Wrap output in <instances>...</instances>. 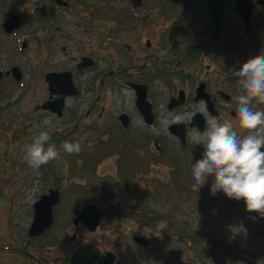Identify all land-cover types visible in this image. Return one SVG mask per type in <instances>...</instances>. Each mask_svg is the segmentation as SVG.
<instances>
[{
  "label": "flooded vegetation",
  "instance_id": "af4514ba",
  "mask_svg": "<svg viewBox=\"0 0 264 264\" xmlns=\"http://www.w3.org/2000/svg\"><path fill=\"white\" fill-rule=\"evenodd\" d=\"M13 1L8 14L4 10L8 0H0V29L5 37H17L31 17L36 33L49 37L38 41L46 99L36 112L57 126L62 123L55 130L63 139L94 134L98 138L94 144L107 150L115 133V144L120 136L142 141L151 157H162L168 144L175 142L191 167L193 151H204L203 137L198 140L197 133L205 130L206 118L229 122L241 132L235 124L234 97L243 94V89L233 71L264 54V5H258L259 0ZM219 22L221 30H217ZM239 42L253 51L236 47ZM44 48L50 49L49 54ZM235 59L242 61L234 67ZM46 61L52 64L49 71ZM48 76H53L51 83ZM64 97L70 98L68 105ZM46 105L54 112L43 110ZM255 107L264 110L262 104ZM171 112L189 115L173 124L168 118ZM86 171L90 172L87 163ZM94 174L97 181L106 177L99 174V168ZM90 182L87 175L85 180L70 181L72 189L66 195L60 190V200L53 206L49 232L40 238L28 236L8 251L16 252L24 264H151L150 257L137 260L135 253L133 260L127 253L131 232L137 247H149L152 235L134 230V224L151 222L130 216L121 200L103 195L100 188L90 194ZM117 211L128 214L125 224L115 218ZM48 234L49 242L42 244ZM137 235L149 244L138 245Z\"/></svg>",
  "mask_w": 264,
  "mask_h": 264
},
{
  "label": "rangeland",
  "instance_id": "374dc122",
  "mask_svg": "<svg viewBox=\"0 0 264 264\" xmlns=\"http://www.w3.org/2000/svg\"><path fill=\"white\" fill-rule=\"evenodd\" d=\"M14 2L8 0L4 8L8 14L13 11ZM30 15L33 17L32 12ZM154 18L159 19L156 15ZM261 19L263 26L264 16ZM35 27L28 17L17 37H5L0 29V264H23L17 254H4L5 246H15L27 239L33 206L40 197L48 194L51 187L66 195L72 189L68 186L70 181L85 180V175L93 180L87 187L90 194H97L100 188L103 195H115L130 216H137L135 219H169L179 227L178 233L169 236L165 222L155 223L161 234L155 232L151 223L134 224V230L153 237L149 247L140 248L129 233L127 253L133 257L136 253L137 260L150 257L151 264H264V217L249 213L243 200H230L223 192L211 195L212 178L202 188L195 185L189 162L182 159L175 142L168 144L162 157H151L142 141L120 136L115 144V133L114 143L104 150L94 144L97 135L67 140L54 132L62 123L57 126L49 120L50 128L40 127L45 119H41L36 108L46 99V87L41 78L44 67H39L44 58L39 55L38 41L46 42L49 37L36 33ZM238 46L243 51H253L245 43L239 42ZM43 51L49 54L50 49ZM241 61L235 59L234 67ZM46 62L45 70L49 71L52 64ZM13 69L18 70L11 73ZM18 76L20 83L15 80ZM42 130L50 131L58 148L63 141H80L82 151L72 155L61 153L60 160L38 169L29 167L24 157L25 146ZM78 163L84 165L75 166ZM86 163L90 172H85ZM98 168L105 179L97 181L93 176ZM127 217L121 211L115 215L124 224ZM46 242L49 234L42 244Z\"/></svg>",
  "mask_w": 264,
  "mask_h": 264
},
{
  "label": "clouds",
  "instance_id": "9594fccd",
  "mask_svg": "<svg viewBox=\"0 0 264 264\" xmlns=\"http://www.w3.org/2000/svg\"><path fill=\"white\" fill-rule=\"evenodd\" d=\"M243 94L234 97L237 104L238 133L229 122H219L216 117L206 118V128L197 133L203 137V154L192 163L191 174L200 188L208 183L210 194L223 192L230 200H243L249 213L264 217V54L250 58L239 71H233ZM65 104L70 98L64 97ZM189 114L168 113L171 123H182ZM52 126L47 119L40 127ZM82 151L80 141H63L59 148L52 142L50 131L42 130L25 146L24 157L29 167L38 169L61 159V153L69 155ZM193 159L195 157L193 156Z\"/></svg>",
  "mask_w": 264,
  "mask_h": 264
},
{
  "label": "water",
  "instance_id": "95a60500",
  "mask_svg": "<svg viewBox=\"0 0 264 264\" xmlns=\"http://www.w3.org/2000/svg\"><path fill=\"white\" fill-rule=\"evenodd\" d=\"M175 1L177 3L185 2L183 0L182 1L175 0ZM258 5H264V0H259ZM252 7H253V4L250 3V5H249L250 14L252 12ZM250 14L247 16V18H245L247 26L249 24ZM7 28L11 29V30L15 29V27L9 26V25L7 26ZM217 30H221V22L218 23ZM1 77H2V75L0 73V81H1ZM51 78H53V76H51V77L48 76L47 82L51 83L52 82ZM17 79H19V76L17 77ZM60 100H62V98ZM61 102L59 103V109H58V112L60 113V115H61V112L63 109V101H61ZM43 108L54 112V109L49 105H46ZM181 141L185 145V139H182ZM202 154H203L202 149H199V151H197L195 149L193 151V156L195 157V159H193L192 163L195 164L196 159L201 158ZM59 198H60V194L58 193V191H51L50 195L44 196L42 198V200L36 204V206H35V217H34V222L32 224V228L30 230V237H32V238L39 237L52 226V223H53L52 209H53V206H55L59 202ZM89 209L90 208H87L85 210V213ZM135 240L137 242H139L140 244H143V245L147 244L146 241H144L143 239H141L139 237H136Z\"/></svg>",
  "mask_w": 264,
  "mask_h": 264
},
{
  "label": "trees",
  "instance_id": "16d2710c",
  "mask_svg": "<svg viewBox=\"0 0 264 264\" xmlns=\"http://www.w3.org/2000/svg\"><path fill=\"white\" fill-rule=\"evenodd\" d=\"M165 222V229H166V233L169 235V236H171V234L172 233H178V231H179V227H177L171 220H169V219H157V220H150L149 222H151L152 223V225H154V230H155V232L157 233V234H161V233H158L159 231H158V227H157V225H155V223H157V222ZM190 224V223H189ZM187 226H188V224H187ZM188 232V230L187 229H185V231L184 232ZM184 234H186V233H184ZM185 237H187V236H185ZM183 238V237H182ZM188 238V237H187Z\"/></svg>",
  "mask_w": 264,
  "mask_h": 264
}]
</instances>
